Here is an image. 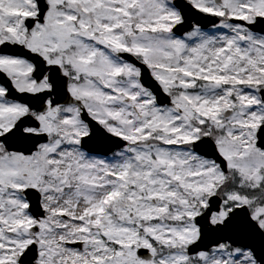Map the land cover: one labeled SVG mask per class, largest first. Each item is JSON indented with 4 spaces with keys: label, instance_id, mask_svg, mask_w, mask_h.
Here are the masks:
<instances>
[{
    "label": "snow or ice",
    "instance_id": "obj_1",
    "mask_svg": "<svg viewBox=\"0 0 264 264\" xmlns=\"http://www.w3.org/2000/svg\"><path fill=\"white\" fill-rule=\"evenodd\" d=\"M0 264H264V0H0Z\"/></svg>",
    "mask_w": 264,
    "mask_h": 264
}]
</instances>
